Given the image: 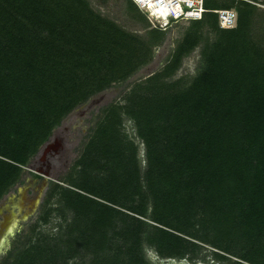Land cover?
Here are the masks:
<instances>
[{"label":"trees","instance_id":"1","mask_svg":"<svg viewBox=\"0 0 264 264\" xmlns=\"http://www.w3.org/2000/svg\"><path fill=\"white\" fill-rule=\"evenodd\" d=\"M262 5L203 0L128 81L178 22L160 29L131 0L116 17L90 0H0V199L71 110L122 86L0 264H264Z\"/></svg>","mask_w":264,"mask_h":264},{"label":"rangeland","instance_id":"2","mask_svg":"<svg viewBox=\"0 0 264 264\" xmlns=\"http://www.w3.org/2000/svg\"><path fill=\"white\" fill-rule=\"evenodd\" d=\"M120 1L121 0H105L104 2H101L100 0H90L91 5L93 7L113 17L121 15V8L119 6ZM262 6L264 7V5ZM185 25L186 22H178L175 25L171 26L165 41L161 45L154 47L153 56L151 60L144 66L139 68L132 76H130L128 81L141 78L149 71L155 70L161 64V62L173 46L174 39L179 35L181 28ZM195 60L196 52H192L188 57L183 59L182 65L178 70V74L192 73L194 71ZM121 89V85H114L104 91L92 95L84 103L76 106L73 110H71L62 119L60 125L52 130V133H60L63 137V140L59 142L58 140L55 141V145L60 143V146L62 148V159L59 162H52L53 166L51 167L49 172L50 178L55 180L56 178L61 177L63 174H65L69 164L77 156L78 151L82 146V143L85 141L90 128L93 126L97 118L99 108L106 105L110 101L117 99L121 94ZM125 129L129 135H132L130 122L125 123ZM33 157L30 160L31 163L34 162ZM43 158L44 157L41 155L38 159L39 161L37 162V164L39 163L38 165H40V167H42L40 161H42ZM45 183L46 181L43 183L42 180L40 181L31 179V176H29L28 171L24 170L21 177V181L14 184V186L0 199V219L2 212H4L5 210L10 212L5 216V221H3V223H5L3 224V226L2 222L0 223V257L3 256L7 252V250L12 246L13 241L17 238L16 235H19L26 230L27 224L30 223L36 217L38 211V207H36L37 209H35V212H33L30 216H27L23 220L18 221V217L15 216V213H13L16 210L13 208L16 206V201L19 202L20 199H23L20 198L19 195L21 194L26 198L33 194L34 198L32 201L34 202L39 198L40 195H42ZM39 204L40 203H38V205ZM18 207L20 208V205H18ZM7 216L8 220L12 219L9 225H7L8 223L6 224ZM4 233L7 234L4 235ZM146 253L147 256L150 257L153 261L156 260V256L152 249H147ZM156 261H159L158 264H188L184 260ZM194 264L202 263L195 262Z\"/></svg>","mask_w":264,"mask_h":264},{"label":"built area","instance_id":"3","mask_svg":"<svg viewBox=\"0 0 264 264\" xmlns=\"http://www.w3.org/2000/svg\"><path fill=\"white\" fill-rule=\"evenodd\" d=\"M148 19L160 29L170 27L173 23L198 19L202 12L203 0H131ZM216 14L217 24L221 28L232 27L236 13L232 8L212 9Z\"/></svg>","mask_w":264,"mask_h":264},{"label":"flooded vegetation","instance_id":"4","mask_svg":"<svg viewBox=\"0 0 264 264\" xmlns=\"http://www.w3.org/2000/svg\"><path fill=\"white\" fill-rule=\"evenodd\" d=\"M61 141L63 140V137L61 136L60 133H51V136L48 140V144H46L45 146L41 147L39 149V152L37 154H35V156L33 157V160L35 162V164L37 165V167L40 169V175L39 177H34L33 175L29 174V176H31V179L33 180H42V182L45 183V187L43 190L42 195L39 196V198L37 200H35L34 202L32 201L34 198V195H30L29 197H26L28 199L25 198V196H22L21 194L19 195L20 201H16L15 204L16 206L13 208L16 211L13 212L15 213V215L18 217V221L23 220L24 218H26L27 216H30L33 212H35V209H37L36 207H39L38 203L41 202V199L43 197V194L45 192L47 183H48V178H46L42 173H47L48 175H50V169L53 166L52 162H56V161H61L62 159V148L60 146V143H58L59 145H55L56 142L55 141ZM44 149H46L44 151ZM44 151V158L42 161H40L42 164V167H40V165L37 164V162L39 161L38 159L40 158L42 152ZM39 157V158H38ZM23 190V189H22ZM30 194V193H29ZM22 200V201H21ZM18 205H20V208L18 207ZM10 213L7 210H5L4 212L1 213V219H0V223L5 221V216Z\"/></svg>","mask_w":264,"mask_h":264},{"label":"water","instance_id":"5","mask_svg":"<svg viewBox=\"0 0 264 264\" xmlns=\"http://www.w3.org/2000/svg\"><path fill=\"white\" fill-rule=\"evenodd\" d=\"M150 73H152V71H149L148 73H146L143 77H145V76H147V75H149ZM49 140V139H48ZM48 140L47 141H45V142H43L41 145H40V147H39V149L41 148V147H43V146H45L46 144H48ZM58 143V142H57ZM58 145V144H57ZM39 149L37 150V152H36V154L39 152ZM46 149H44V151H45ZM44 151L42 152V156L44 157ZM33 162V161H32ZM24 170H27L28 172H33V173H36V174H39L40 175V169L37 167V165L36 164H34V162L33 163H31V161L24 167ZM46 178H48V179H52V178H50L49 177V175L47 174V173H42ZM16 216V215H15ZM7 233H4V235H6Z\"/></svg>","mask_w":264,"mask_h":264},{"label":"bare ground","instance_id":"6","mask_svg":"<svg viewBox=\"0 0 264 264\" xmlns=\"http://www.w3.org/2000/svg\"><path fill=\"white\" fill-rule=\"evenodd\" d=\"M9 219H10V218H9ZM11 220H12V219L8 220V216H7V217H6V224L8 223L7 225H9L10 222H11ZM4 223H5V222H4ZM4 223L2 222V226H3ZM2 226H1V227H2ZM2 228H3V227H2ZM5 229H6V228H5Z\"/></svg>","mask_w":264,"mask_h":264}]
</instances>
